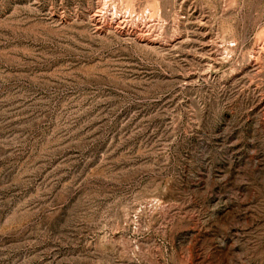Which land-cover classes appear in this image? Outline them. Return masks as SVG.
I'll return each mask as SVG.
<instances>
[{"label": "rangeland", "instance_id": "1", "mask_svg": "<svg viewBox=\"0 0 264 264\" xmlns=\"http://www.w3.org/2000/svg\"><path fill=\"white\" fill-rule=\"evenodd\" d=\"M0 264H264V0H0Z\"/></svg>", "mask_w": 264, "mask_h": 264}, {"label": "bare ground", "instance_id": "2", "mask_svg": "<svg viewBox=\"0 0 264 264\" xmlns=\"http://www.w3.org/2000/svg\"><path fill=\"white\" fill-rule=\"evenodd\" d=\"M120 28V27H119ZM123 29V28H122ZM121 30V29H120ZM125 33V32H124ZM141 33V32H140ZM137 36V35H136ZM154 36V35H153ZM137 38V37H136ZM149 38V37H148ZM142 39V38H141ZM150 41V40H149ZM154 42V41H153Z\"/></svg>", "mask_w": 264, "mask_h": 264}]
</instances>
